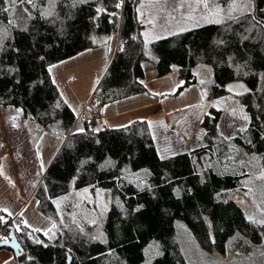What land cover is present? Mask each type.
<instances>
[{
  "label": "trees",
  "instance_id": "trees-1",
  "mask_svg": "<svg viewBox=\"0 0 264 264\" xmlns=\"http://www.w3.org/2000/svg\"><path fill=\"white\" fill-rule=\"evenodd\" d=\"M118 2L56 0L49 17L42 14L47 0H35V8L23 5L30 18L20 7L15 17L0 11V30L8 31L0 45V106L22 109L37 124L35 137L44 132L64 137L34 190L37 209L57 224L49 233L55 237L24 223L17 229L13 222L10 229L21 252L2 264H68L69 255V264H191L183 253L178 220L207 247L223 249L236 231L255 244L264 239V226L251 223L244 209L256 198L254 182L263 179L259 173L264 170V28L249 33L253 21L248 16L239 23L204 22L146 43L140 0H123L116 8ZM249 2L252 15L264 21V0ZM0 6H6L4 0ZM12 18L15 26L8 23ZM113 33L118 47L94 91L95 103L103 106L145 91L140 81L146 79V66L158 76L177 70L176 92L196 83L210 102L200 121L201 146L161 159L148 119L123 127L105 123L99 131L83 121L84 131L75 129L78 117L50 66L103 44ZM202 67L210 74L198 75ZM233 83L248 89L237 95L249 123L227 137L219 126L221 110L212 101L228 94ZM189 112L179 109L164 119L174 127ZM104 193L109 195L105 208ZM99 235L107 242L92 239Z\"/></svg>",
  "mask_w": 264,
  "mask_h": 264
},
{
  "label": "rangeland",
  "instance_id": "rangeland-1",
  "mask_svg": "<svg viewBox=\"0 0 264 264\" xmlns=\"http://www.w3.org/2000/svg\"><path fill=\"white\" fill-rule=\"evenodd\" d=\"M141 4H143V7H141ZM189 5L195 8V0H140L138 8L140 18L145 24L143 32L148 33V38L156 39L157 37L162 38L179 32L182 28L190 29L199 26L202 21L200 19L202 8L196 12H190ZM189 15L194 18L186 19ZM117 47L118 35L113 33L103 44L83 50L50 66L53 79H56L54 81H57L56 83L62 96L71 108L72 106L76 108L80 103L79 101L83 99L86 100L85 103L90 105L96 104L93 99L94 91L108 69ZM198 72L202 76L210 74L208 67H202ZM94 81L95 83L98 82L96 85L94 84L93 92H90V96H87L89 88H91L90 86ZM235 84L241 83H233L232 85ZM241 90L235 88L228 94L217 97L212 101L215 107L221 110L219 126L222 133L227 137L243 132L241 129H245L249 123V119L245 120L242 118V115H247L248 118L249 115L237 95ZM164 91L166 92H154L152 94H156L157 98L163 100L165 109H167L166 113L184 108H189L190 112L174 127L164 118L152 120L153 136L160 154L168 156L201 146L203 144L202 136L204 130L200 127V121L210 102L204 101L200 87L195 83L178 92H176L177 86L166 87ZM138 95L150 94L140 92ZM115 104L117 103L112 101L99 106V108L104 109L106 107L107 110L108 107ZM233 109H235V113ZM75 113L78 117V113ZM13 117H15V120H13ZM80 119L78 117L75 124L76 130L82 127V122L78 124ZM30 121L34 122L26 118L22 109L13 106H0V154L9 150L13 152L12 158L17 164L24 162L28 168L30 167V160H33V154L30 149L33 143L37 142L38 153L43 165H45V160L51 147L55 150L54 137L45 135V137L41 138L42 134L35 137L37 124L34 122L36 128L32 132ZM101 126V123L95 125L96 128ZM56 134L57 138H61V142L56 146L58 149L53 157L56 156L64 142V137L58 133ZM27 140L29 141L27 142ZM4 156L3 158L0 157V169H2L0 171V187L6 190L9 187V182L12 181V174L6 169L11 163V158L7 157L8 155ZM47 168H42L44 173ZM262 172L264 170L259 173V176H261ZM44 173L37 168L32 170L31 176L34 179V185L43 177ZM29 174L30 170H27L26 178L30 176ZM37 178L38 180H36ZM254 187H256V189H253L256 190V193L253 196H256V198L251 204L245 203L244 209L247 213L254 212L259 217L258 211L260 208H264V178L256 179ZM30 199V203L22 215L23 221L26 220L27 224L32 226L30 227L31 229H51L52 231L53 220L37 209V198L34 195ZM108 201L109 195L104 193L101 206L105 208ZM91 219H95L94 214ZM20 222L23 223L22 221ZM20 222L16 221L14 225H20ZM178 225L183 253L191 264H264V256L260 255L264 251V239L260 243L255 244L245 237L242 232L236 231L229 237L223 249L214 246L207 247L198 241L194 232L185 222L178 220ZM7 238V234H0V241ZM0 250H10V248L0 246Z\"/></svg>",
  "mask_w": 264,
  "mask_h": 264
},
{
  "label": "crops",
  "instance_id": "crops-1",
  "mask_svg": "<svg viewBox=\"0 0 264 264\" xmlns=\"http://www.w3.org/2000/svg\"><path fill=\"white\" fill-rule=\"evenodd\" d=\"M219 3L223 7L227 6L226 0H219ZM204 22L205 21L202 20L200 25H202ZM145 74H146V79L144 80L143 83L146 90L143 92L149 93L150 95H138L139 93H137L135 95L114 101L115 103H117L114 106L108 107L107 110L106 107H104V109H100L102 113V119L98 124L101 123L103 126L106 123L111 127H123L130 124L134 120H145V119L156 120L157 118H164V116L168 114L166 113L167 109H165L163 100L157 98V95L152 93L154 92L164 93L166 92L164 91L166 87L169 88L172 86H177L178 88L179 85L178 71L173 70L168 74L158 76L154 68L147 67L145 70ZM96 83L94 81L91 84L90 86L91 88H89V93L87 94V96H90V92H93L94 84L96 85ZM85 101H86L85 99L79 101L80 103L77 105L76 108L72 106L73 111L78 113V117H80L82 108L88 104L85 103ZM81 120L82 119L78 121V124L82 122L83 125V121ZM30 123L32 125V129H33L32 132H33L36 128V125L34 124V122L30 121ZM46 133L47 132H44L41 135V138L45 137V135H50V137H54L55 150L52 149L51 147V149L48 151L49 155L45 160V165L42 164L41 157L38 153L37 142L33 143L32 148L30 147L31 152L33 154V160L32 159L30 160L31 162L29 168L24 162L17 164L15 160L12 158L13 152L9 150L0 154L1 158L5 157L4 155H8L7 157L11 158L10 159L11 163L6 167V169L9 170V172H11L12 181L9 182V187H7L6 190L0 187V217H3L5 221L10 220L12 223L13 222L15 223L16 221L23 222L21 213L24 214L28 204L30 203L31 200L30 197L34 195V190L38 185V183L40 182V180L42 179L40 177L41 179H39L37 184L34 185L35 184L33 183L34 179L31 176L32 170L37 168L38 170L42 171V173H44L42 168L49 167L50 163L54 158L53 156L56 153V150L58 149V147L56 146H58L59 142H61L60 141L61 138H57L56 133L53 132H48L47 134ZM28 141L29 140H27V142ZM192 149H190L189 151H191ZM27 170H30V174H29L30 176H27L28 178H26ZM36 180H38V178ZM5 208L8 210L7 212L3 211V209ZM9 213H11L12 215H9ZM2 224L3 222H0V234L2 233L1 232ZM14 254H15L14 251L11 249L0 250V264L11 259L14 256Z\"/></svg>",
  "mask_w": 264,
  "mask_h": 264
},
{
  "label": "snow or ice",
  "instance_id": "snow-or-ice-1",
  "mask_svg": "<svg viewBox=\"0 0 264 264\" xmlns=\"http://www.w3.org/2000/svg\"><path fill=\"white\" fill-rule=\"evenodd\" d=\"M79 2H87V0H79ZM47 3L49 7L48 9L43 10L42 14L45 17L53 16L54 12L52 11V9L55 7L56 0H47ZM4 4L6 6H0V11L4 13H11L12 16L15 17L17 7H20L21 13L26 14L29 18L31 17V13L28 11L27 8L23 7V5L27 4V5L32 6L33 8L37 6L35 3V0H4ZM122 4H123V0H119V2L115 5V7L120 8ZM195 4H196L195 8L189 5L190 12H196L202 8L200 19L204 20L206 23L223 24L228 21L239 23L241 18L251 16L253 23L251 27L248 29L249 33H251L253 28H257V27L264 28V21H258L256 20L255 16L252 15V8H251V4L249 0H226V4H227L226 7L221 6V4L219 3V0H195ZM141 7H143V4H141ZM181 7H183V5H181ZM100 11L101 9H97V12H100ZM137 11L139 12V8L137 9ZM141 15L143 14L141 13ZM193 18L194 17L192 15H189L188 17H186V19H193ZM8 23L11 26H15L16 19L15 18L9 19ZM186 30L188 29L186 28L181 29V31H186ZM7 34H8L7 29L0 30V45H2L4 37ZM172 34L176 35L177 33H172ZM144 37H145V42L147 43L148 33H145ZM243 39L247 40L249 39V37L244 36ZM221 43L223 42L221 41ZM153 59H155V57H153ZM173 67L175 68V66ZM49 71H51V68L49 69ZM197 74L199 75L200 73H197ZM244 75H247V73H244ZM262 78H264V74H262ZM140 83H143V81H140ZM201 83H204V81L201 80ZM235 88L243 89L245 92L248 91V89H246L243 84L229 85L230 91ZM238 94H242V93H238ZM59 106H60L59 103H57L56 107H59ZM233 112L235 113V109H233ZM241 112L243 113L242 109H241ZM242 118L245 120L249 119L247 115H242ZM13 120H15V117H13ZM99 130L100 129L98 128L93 129V131H99ZM244 130L246 129H243V128L241 129V131H244ZM78 131L83 132L84 129L81 127L78 129ZM165 158L166 157L161 156V159H165ZM107 163L111 165L112 161L109 160ZM241 163H243V161H241ZM0 171H2V169H0ZM144 171L147 172V170H144ZM261 178H264V172L261 173ZM247 183L248 182H245L246 186H247ZM249 191H251V189ZM176 194L179 196V190H177ZM59 206H60L59 203H57V208H59ZM3 211L7 212L8 210L5 208L3 209ZM260 211L262 214H264V208H260ZM9 215H12V214L9 213ZM21 215L23 214L21 213ZM73 216H75V214H73ZM247 219L251 223L260 224L261 226H264V215H262L261 217H257V215L254 212H250ZM62 220H63V216L61 215V221ZM0 222L6 223L3 217H0ZM74 222H75V219H74ZM94 222L95 221H93V223ZM23 223L27 225L28 227H32L31 225L27 224L26 220L23 221ZM16 227L17 229H19L20 225L17 224ZM51 228L56 229L57 224L53 222ZM32 230L33 232H43V234L47 236L49 239H52L55 237V232H52L51 236L49 235V233L51 232V229L33 228ZM80 230L83 231L82 228ZM92 239L101 240L102 242H105V243L107 242L106 240L103 239L102 235L92 237ZM4 242L7 243V241H4ZM35 242L38 244H44V241L39 240V239H37ZM260 255L264 256V251H262ZM29 259H31V257H29ZM70 260H71V257H69V261Z\"/></svg>",
  "mask_w": 264,
  "mask_h": 264
},
{
  "label": "built area",
  "instance_id": "built-area-1",
  "mask_svg": "<svg viewBox=\"0 0 264 264\" xmlns=\"http://www.w3.org/2000/svg\"><path fill=\"white\" fill-rule=\"evenodd\" d=\"M80 118L83 121H86L89 125L95 126L101 121L102 113L98 105L87 104L82 108ZM11 224L12 222L10 220H7L6 223H3L1 232L8 235L10 232Z\"/></svg>",
  "mask_w": 264,
  "mask_h": 264
},
{
  "label": "water",
  "instance_id": "water-1",
  "mask_svg": "<svg viewBox=\"0 0 264 264\" xmlns=\"http://www.w3.org/2000/svg\"><path fill=\"white\" fill-rule=\"evenodd\" d=\"M30 233L32 231H29ZM4 241H7V243H5ZM0 246L1 247H8L10 248L11 250L14 251V253L19 256L20 255V252H21V244L17 238V235H16V232H15V229H11L10 232H9V237L7 239H4V240H1L0 241ZM69 257H71L69 255ZM69 257H68V264L70 263L69 261Z\"/></svg>",
  "mask_w": 264,
  "mask_h": 264
}]
</instances>
